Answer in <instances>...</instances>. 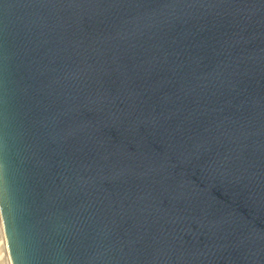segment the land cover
I'll return each instance as SVG.
<instances>
[{
	"label": "water",
	"instance_id": "obj_1",
	"mask_svg": "<svg viewBox=\"0 0 264 264\" xmlns=\"http://www.w3.org/2000/svg\"><path fill=\"white\" fill-rule=\"evenodd\" d=\"M12 264H264V0H0Z\"/></svg>",
	"mask_w": 264,
	"mask_h": 264
},
{
	"label": "bare ground",
	"instance_id": "obj_2",
	"mask_svg": "<svg viewBox=\"0 0 264 264\" xmlns=\"http://www.w3.org/2000/svg\"><path fill=\"white\" fill-rule=\"evenodd\" d=\"M0 247H1V251H2L1 253L3 254V257L5 259L4 264H12L11 258L9 256V251H8L6 237H5V233H4V229H3L1 215H0Z\"/></svg>",
	"mask_w": 264,
	"mask_h": 264
},
{
	"label": "rangeland",
	"instance_id": "obj_3",
	"mask_svg": "<svg viewBox=\"0 0 264 264\" xmlns=\"http://www.w3.org/2000/svg\"><path fill=\"white\" fill-rule=\"evenodd\" d=\"M2 251H1V247H0V264H4L5 262V259H4V257H3V254L1 253ZM2 254V255H1ZM3 257V258H2Z\"/></svg>",
	"mask_w": 264,
	"mask_h": 264
}]
</instances>
